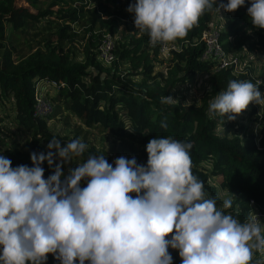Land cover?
I'll return each mask as SVG.
<instances>
[{
    "label": "trees",
    "instance_id": "16d2710c",
    "mask_svg": "<svg viewBox=\"0 0 264 264\" xmlns=\"http://www.w3.org/2000/svg\"><path fill=\"white\" fill-rule=\"evenodd\" d=\"M134 2L0 0V104L11 101L13 124L29 133V138L21 142L1 124L0 135L4 140H0V154L12 161V167L21 164L31 167L30 154L46 153L44 146L53 138L60 140L62 146L75 139L77 133L61 138L48 129L46 119L32 117L34 80L46 78L60 83L51 97L53 112L47 119L61 111L68 113L86 129L95 127L107 133L117 142L118 149L135 157L138 164L147 163L145 148L150 139L172 137L190 142L192 172L204 182L208 196L215 197L218 206L223 202L219 190L226 199H232L226 214L241 222L251 211L264 214V110L259 112L251 105L248 125L236 119L225 120L222 125L217 114L213 118L208 114L209 102L218 92L226 90L231 80L252 81L264 94V72L254 80L247 69L235 74L232 68L219 69L212 57L200 59L205 47L200 36L211 23L214 8L200 17L186 37L173 41L176 50L169 51L163 71H154L155 64L161 63L158 55L161 44L153 46L147 33L135 29L134 15L126 11ZM248 7L250 3L246 0L243 7L228 13L217 30V43L227 56L240 58L257 49L264 51V30L252 26ZM120 21L125 23L126 32L114 40V59L103 65L96 57L97 47L103 35L112 36L115 23ZM37 36L40 45L18 57L17 43L27 44ZM77 44H80L79 59ZM122 62L128 66L120 69ZM197 74L208 76V90L198 103L184 106L180 102H162V97L171 96L177 86ZM2 119L0 116V122ZM222 126L224 132L220 131ZM129 127L134 132L125 130ZM90 154L103 153L88 146L82 156L73 159L82 164ZM105 156L113 163L111 156ZM75 164L63 168L65 176ZM41 166L45 179L53 174L55 164L49 167L45 162ZM211 177H219L218 187L209 183ZM81 186H86V181ZM259 222L264 224V219ZM169 252L173 264H181L178 251L169 249ZM262 258V255L254 258L253 264ZM46 264L59 261L49 255Z\"/></svg>",
    "mask_w": 264,
    "mask_h": 264
},
{
    "label": "clouds",
    "instance_id": "9594fccd",
    "mask_svg": "<svg viewBox=\"0 0 264 264\" xmlns=\"http://www.w3.org/2000/svg\"><path fill=\"white\" fill-rule=\"evenodd\" d=\"M245 2L135 0L126 11L155 46L186 37L206 11L233 13ZM248 2L252 26L264 30V0ZM258 87L229 81L209 102V118L219 114L223 125L225 116L231 122L250 104H264ZM162 102L178 103L171 96ZM192 147L155 137L146 145V164L125 156L109 163L105 154H90L66 176L64 165L88 149L79 138L63 146L53 138L46 153L30 154L31 167H12L0 154V261L46 264L53 255L59 264H173V249L181 264H253L254 253L264 256V224L252 211L241 222L225 212L232 199L218 206L208 196L192 172ZM45 162L55 164L46 179ZM255 264H264V258Z\"/></svg>",
    "mask_w": 264,
    "mask_h": 264
},
{
    "label": "rangeland",
    "instance_id": "374dc122",
    "mask_svg": "<svg viewBox=\"0 0 264 264\" xmlns=\"http://www.w3.org/2000/svg\"><path fill=\"white\" fill-rule=\"evenodd\" d=\"M228 12H224L223 10L220 11L219 14L214 11L213 18L211 23L209 24V28L218 30L222 25L225 17H227ZM222 17V18H220ZM126 32V26L124 22H116L113 29V37L114 40L121 37ZM32 31H28V35L30 36ZM37 34V30L35 32ZM34 40L31 42H28L27 44L17 43V56H23L27 53L33 51L35 48H37L40 43L38 41L40 40V37L37 36L36 38H33ZM80 44L76 45V58L79 59L80 56L77 53L79 50ZM159 58L161 60V63L155 64L154 71H163L164 65L166 64L167 59L169 58V51L165 54L159 53ZM16 56V55H15ZM16 56V57H17ZM128 65L126 62L120 63L119 68L123 69L126 68ZM235 74H242L246 71H243L244 69H247L249 73H251L253 78L258 79L260 74L264 72V51L262 50H255L253 52H247L242 57L238 58V64L236 68H233ZM207 75L197 74L193 77L189 78L183 85L177 86L174 91L171 94V97L175 99L177 102L182 103L184 106L189 105L191 103H198L200 97L202 96V93L208 90V82H207ZM56 93L55 88H51V92L48 93L49 98ZM262 97H264V94H262ZM54 105V104H53ZM251 105L256 106V109L259 112H262L264 110V104L258 105L256 103H252L248 106V108L239 115L236 120L238 122L248 125V116L247 112L252 107ZM11 107V101L6 103L0 104V116L3 118L1 124L5 125V128L7 129V133L17 140H20L21 142L26 141L29 138V133L24 132L23 130L18 129L12 122V111L10 109ZM52 112H53V106H52ZM4 114H8V117L4 116ZM218 119L222 122V118L217 114ZM223 120H227V117L225 116ZM67 121V123H66ZM46 123L48 129L54 133L60 136L61 138H70L74 134L77 133L75 136L76 138H79L82 142L86 143L88 146H94L97 150H99L101 153L105 155L111 156L113 160H115L117 157L125 156L129 159H131V156L128 155L126 152H122L118 149L117 142L114 141V139L109 136L107 133H101L98 129L95 127L86 129L83 127L75 117L69 115L68 113H65L63 111L59 112L56 116L46 118ZM0 140H4V136L0 135ZM67 140V139H64ZM45 151L47 152V145L44 146ZM59 163V160L56 161ZM76 162L75 166L81 164V162L77 159L76 161L72 158L71 163ZM71 163L64 165L63 168H66ZM220 179L219 177H211L209 180V183L217 186ZM219 195L222 200L226 199V196L219 190ZM261 255L259 252L254 253V258H260Z\"/></svg>",
    "mask_w": 264,
    "mask_h": 264
},
{
    "label": "built area",
    "instance_id": "2783aa9c",
    "mask_svg": "<svg viewBox=\"0 0 264 264\" xmlns=\"http://www.w3.org/2000/svg\"><path fill=\"white\" fill-rule=\"evenodd\" d=\"M201 42L204 44L203 53L200 56L201 60H205L207 57L214 58V62L217 63L219 69L222 68H232L237 67L238 57L235 55H225L217 43V30L208 28L205 29L200 36ZM114 46V37L113 35L105 34L101 40L100 45L97 47L96 57L98 61L103 65H109L110 62L114 59V54L112 52ZM170 50H176L175 44L172 42H167L161 44L159 47V53L165 54ZM256 80V78H254ZM60 83L55 81L48 80L46 78L35 79L33 83L34 89V103L32 107V117L35 119L45 120L52 113V102L48 96V93L51 92V88H58ZM255 131V129H253ZM249 204H252V201H249ZM258 220L260 218L264 219V214L258 211L253 212Z\"/></svg>",
    "mask_w": 264,
    "mask_h": 264
}]
</instances>
